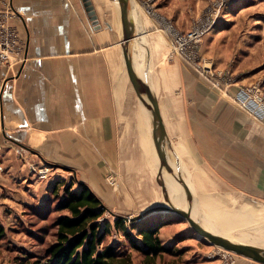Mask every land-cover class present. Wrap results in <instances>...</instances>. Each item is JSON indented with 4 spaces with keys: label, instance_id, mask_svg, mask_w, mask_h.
I'll return each instance as SVG.
<instances>
[{
    "label": "crops",
    "instance_id": "0c3cea01",
    "mask_svg": "<svg viewBox=\"0 0 264 264\" xmlns=\"http://www.w3.org/2000/svg\"><path fill=\"white\" fill-rule=\"evenodd\" d=\"M149 1L131 0L133 56L142 77L146 59L150 89L175 152L179 183L173 202L180 197L187 203L181 208L207 218L201 211L244 210L245 201L264 207V115L242 110L230 98L234 88L226 91L173 55L161 29L165 16L157 13L155 0L150 5L157 15L149 16ZM91 2L96 21L83 0H0V12H9L8 25L21 47L9 64H0V190L5 193L0 197L6 202L12 193L17 202L30 204L32 192L43 202L57 181L67 180L73 191L86 185L102 203L111 199L110 208L130 209L127 189L119 183L112 188L109 177L138 190V179L147 186L142 178L153 173L162 190L151 125L121 44L118 0ZM129 98L141 105L136 132L124 123ZM44 164L51 173L39 179L31 167ZM142 164L147 172L139 169ZM185 190L194 200L224 199L226 206L207 209L199 200L189 201ZM153 203L141 209L134 203L132 213L162 205ZM151 217L172 222L160 238L165 247L173 244L182 230L173 223L177 217ZM234 264L261 263L237 256Z\"/></svg>",
    "mask_w": 264,
    "mask_h": 264
},
{
    "label": "rangeland",
    "instance_id": "374dc122",
    "mask_svg": "<svg viewBox=\"0 0 264 264\" xmlns=\"http://www.w3.org/2000/svg\"><path fill=\"white\" fill-rule=\"evenodd\" d=\"M218 1L221 0H155V9L158 10L157 13L161 17L165 16L167 24L170 23L178 30L187 32L216 7L214 4ZM161 29L164 31L163 28ZM199 50L206 67L231 74L234 87L249 86L257 82L264 87V0H225V4L220 8L214 29L204 37ZM140 106L135 99H128L126 118L124 119L127 130L130 128L136 132L135 128L138 124L136 114H138ZM139 139L141 141L139 147L145 148L144 140ZM44 166L47 165L44 164ZM139 169L142 172H147L143 164L139 166ZM49 171L50 174L51 168ZM2 174L3 172H0V180ZM155 174L153 173V175ZM153 175L148 174L149 177L144 175L142 178L144 184H148L147 186H142L141 178H139L138 190L131 186L136 191L133 189L131 191L130 185L120 181L119 178L109 177V179L112 188L118 183L119 186L125 187L131 203L138 205L137 208L141 209L140 207L149 206L152 202H154L153 204H165L163 192ZM63 181V183H67V180ZM60 184L57 181L55 185ZM55 185L51 187L47 196L44 195L47 198L43 202L42 198L38 201L36 192L28 193L30 204H23V201L17 202L12 193L8 194L12 198L8 202L0 197V226L6 231L4 239L0 240V264H33L42 258L46 248L54 243L57 232L55 222L59 216L66 213L57 211L56 205L63 196L64 187L61 186L59 194L55 195ZM143 187H152L156 190L143 191ZM2 193L5 194L0 190V195ZM32 197L35 200H32ZM104 201L106 202H103L106 211L100 221L102 227L108 222L113 227L115 219L113 214L117 215L120 211H123L124 214L136 215V212L132 213L135 211L132 210L135 209L133 205L130 209L110 208L112 200L104 199ZM193 201H201L200 203L207 209L218 210L226 206L224 199L214 200L211 203L202 201V198H196ZM252 207L250 203L249 209L238 210L236 207H229L217 212L218 217L224 221L231 220L238 223L236 219L249 218L251 226L238 223V227L231 228L234 235H241L244 241H248V248H256L259 246V242L264 243V225L261 221L263 219L255 215L256 208ZM133 215H126V217H134ZM176 219L173 223L180 224L182 230L177 233L175 242L167 246L172 249V252L160 256L154 264H204V262L220 264L221 262L216 257L208 258L209 253L217 250L218 247L212 246L209 240L195 231L187 221L181 220L179 217ZM210 220L213 225V220ZM252 227L256 230L251 229ZM106 242L118 243L122 251L131 254L133 264H145L144 257L136 252L130 242L115 230L109 234ZM261 246L262 243L259 247L261 248ZM146 264L152 263L149 261Z\"/></svg>",
    "mask_w": 264,
    "mask_h": 264
},
{
    "label": "trees",
    "instance_id": "16d2710c",
    "mask_svg": "<svg viewBox=\"0 0 264 264\" xmlns=\"http://www.w3.org/2000/svg\"><path fill=\"white\" fill-rule=\"evenodd\" d=\"M61 186L64 192L56 208L66 213L55 222L54 243L33 264H133L131 254L122 251L118 243L106 242L113 230L130 242L144 257L145 264L149 261L154 264L160 256L172 252L160 238L161 230L171 221L148 217L140 222H127L115 217L113 227L109 222L102 227L100 221L106 209L101 200L86 185H82L79 192L72 190L73 184L55 185V195L59 194ZM5 234L0 226V240Z\"/></svg>",
    "mask_w": 264,
    "mask_h": 264
},
{
    "label": "water",
    "instance_id": "95a60500",
    "mask_svg": "<svg viewBox=\"0 0 264 264\" xmlns=\"http://www.w3.org/2000/svg\"><path fill=\"white\" fill-rule=\"evenodd\" d=\"M83 2L91 19L93 21H96L97 16L95 15L91 0H83ZM117 9L122 37V48L129 66L131 76L135 83V87L137 90L136 92L145 111L147 112V116L152 129V140L160 163L158 183L162 187L165 204L143 211L135 217H124L112 213L113 216L124 218L127 222H140L145 218L155 215L166 216L169 214L177 216L181 220L187 221L195 231H197L201 236L209 240L212 246H217L238 256H242L255 262L264 264V252L257 251L255 249L248 248L245 246L237 245L229 241L227 238L216 234L213 229L209 226L206 219H204L200 215H193L192 211L181 209L173 204L170 197L168 185L165 181V176H168L169 178H172L175 182L179 183L176 156L172 144L167 135L165 126L160 117L157 103L154 100L150 89L149 78L147 75L148 69L146 66V59L144 64L145 66L143 77L139 74V72L137 71V67L135 66L133 56L135 43L133 40L136 38V30L134 27L131 0H118ZM184 194L189 201L194 203L190 192L185 190Z\"/></svg>",
    "mask_w": 264,
    "mask_h": 264
},
{
    "label": "built area",
    "instance_id": "2783aa9c",
    "mask_svg": "<svg viewBox=\"0 0 264 264\" xmlns=\"http://www.w3.org/2000/svg\"><path fill=\"white\" fill-rule=\"evenodd\" d=\"M150 0L147 4V14L149 16H156L154 8L150 5ZM225 4V0L218 1L214 7L203 19L195 23L187 32H182L174 27L172 24L163 23L164 32L170 39V46L172 54L183 58L189 62L201 74L209 77L217 86L225 87L226 91L234 88L233 94L230 96L232 101L242 110L256 116L258 111L264 115V87L257 82L249 86H233L231 81V74L229 72H220L216 69L205 66L200 55V45L204 37L210 33L217 21L220 8ZM9 12H0V64H9L11 56L17 55L21 51L20 41L15 30L8 25ZM50 168L47 166L31 167V171L35 173L39 179H46L49 175ZM0 172H4V168L0 164ZM111 181V180H109ZM217 258L220 264H234L236 255L228 252L222 248L209 253L208 258Z\"/></svg>",
    "mask_w": 264,
    "mask_h": 264
},
{
    "label": "bare ground",
    "instance_id": "6f19581e",
    "mask_svg": "<svg viewBox=\"0 0 264 264\" xmlns=\"http://www.w3.org/2000/svg\"><path fill=\"white\" fill-rule=\"evenodd\" d=\"M146 114H147V112H146ZM166 179H167V185H168V188H169L170 197H171V200L173 202V194H175L174 192H175L176 182L172 178H169L168 176H166ZM175 198L177 199L178 197H175ZM173 204L175 206H177V205L180 206L179 208H181V207L186 208V206H187L186 201L184 199L180 198V197L177 200V205L174 202H173ZM252 206L256 208L255 215L257 217H261L263 219V220H261V219H259V220H261L262 223H263V225H264V208H262L259 205H256V204L251 203V207ZM184 208H181V209H184ZM245 208L246 209H249L250 208V202H246L245 201ZM184 210H187V209H184ZM189 211H192L193 215L198 214L201 217H203L204 219H206V221L208 222L209 226L213 229V231L216 234H219V235L227 238L229 241H231V242H233V243H235L237 245H241V246L248 247V245H247L248 241L247 240L244 241L243 238L241 237V235H238V234L234 235L233 232H232V230H231V228L238 227L239 226L238 223L245 224L246 226L250 225V222L248 220L249 218L248 219L247 218H241L240 220L239 219H236V221L238 222V223H236L234 221L232 222L231 220L230 221H224L223 219H221V218L218 217L217 212H213L212 213V212H208V211H205V210L201 211V213H203L204 215L208 216L210 219L213 220V225H212L211 224V220L209 218H207V217H205V216L197 213L196 211H193V210H189ZM253 228L254 227H252L251 229H253ZM259 240L262 241L263 239L262 240L259 239ZM261 243H262V246L260 248L259 246L261 245ZM259 246H257L256 248H252V249H255V250L264 252V243L263 242H259Z\"/></svg>",
    "mask_w": 264,
    "mask_h": 264
}]
</instances>
